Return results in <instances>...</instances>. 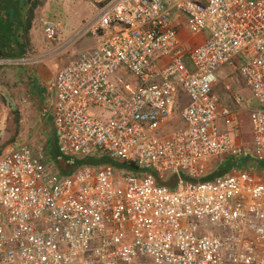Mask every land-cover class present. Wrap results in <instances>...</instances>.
Instances as JSON below:
<instances>
[{"label": "built area", "instance_id": "2783aa9c", "mask_svg": "<svg viewBox=\"0 0 264 264\" xmlns=\"http://www.w3.org/2000/svg\"><path fill=\"white\" fill-rule=\"evenodd\" d=\"M183 21L205 35L191 49L178 38ZM43 33L54 41L58 25L44 20ZM85 35L96 46L55 74L58 152L96 151L142 172L102 163L63 175L43 146L5 150L0 264H264V178L202 179L214 158L245 151L220 128L232 115L214 92L225 65L258 103L250 127L264 160V0H105L72 41ZM122 68L139 80L129 91L112 79ZM176 114L183 125L166 130Z\"/></svg>", "mask_w": 264, "mask_h": 264}, {"label": "rangeland", "instance_id": "374dc122", "mask_svg": "<svg viewBox=\"0 0 264 264\" xmlns=\"http://www.w3.org/2000/svg\"><path fill=\"white\" fill-rule=\"evenodd\" d=\"M47 2H42L47 4V6L43 7V13L47 14V17L50 19H54L58 24V36L54 41H49L43 35L42 29L38 32L37 42H36V50H33L30 54L31 60L35 63L33 64V70L44 69L43 73L38 74L37 79L43 80L46 77H53V74L59 70L67 61L77 57L80 52L78 48V44L81 43L84 39L94 38L92 35H85L77 41H72V36L76 32V30L86 22L85 19L89 20L91 13V6L88 0H46ZM46 7V10H45ZM42 13V14H43ZM94 13V12H93ZM41 14V15H42ZM85 20V21H84ZM203 35L200 36V38ZM92 48V47H91ZM90 49V48H87ZM86 50V49H84ZM21 62V61H18ZM27 61H23L25 64ZM65 62V63H64ZM64 63V64H63ZM125 78V83L120 84L119 79L121 78V73ZM116 73L113 76V81L116 86H118L121 90L124 89V86L128 84V80L135 81V76H133L130 72L126 71L122 68V71ZM219 76V83L214 88L215 94L223 100V97H226L231 103L234 100V96L239 94L242 97L247 95V98H243V103L246 110L242 108L235 109L233 108V114L237 113V118L233 116L232 120L229 119L226 128H233L234 125L239 123L242 125L243 129L241 130V135L247 134V141L250 138L249 134V122L251 116V110H247V107H256L258 103L254 99L250 89L244 83V80L240 76V74L234 72L232 68L228 65L220 68L217 72ZM41 75V76H40ZM36 79V80H37ZM7 82V77L3 76L0 78L1 82ZM132 83V82H129ZM129 85V84H128ZM2 92H0V138L5 142L4 145H8V149L10 147H14L17 144H26L32 149L37 148L38 146H43L48 150V141L47 139L50 136V127L47 125L50 118V102L52 104L51 96L48 95L49 92L45 91L44 96L46 97L45 105H42L43 113L40 114L39 106L34 101L35 98H29V94L26 92L22 93L17 89L12 88V92H6L4 85H0ZM46 90V89H45ZM17 91V92H16ZM244 91V93L242 92ZM239 92V93H238ZM53 96V93H52ZM54 97V96H53ZM52 97V98H53ZM5 98V99H3ZM5 101V103L3 101ZM38 102V101H37ZM40 102V101H39ZM41 104V103H39ZM53 105V104H52ZM39 114L42 117V120L45 121L46 126H41L39 124ZM182 126V122L179 121L177 116H174L171 123L168 124L166 130H170L175 127ZM38 129L39 132H38ZM49 134V135H48ZM233 134V132H232ZM234 140L235 134H233ZM1 145V144H0ZM2 146V147H3ZM5 146V147H6ZM5 151V150H4ZM97 155L102 154L94 151ZM95 153L91 154L94 155ZM248 155L253 158L256 157V153L253 148H248L247 152L243 155ZM250 154V155H249ZM104 155V154H103ZM48 157V153H47ZM219 161L212 162V168L217 166ZM49 167L54 168L52 162L48 160ZM208 167H206L205 171H208ZM247 171H251L252 173L258 174L264 178V169L261 168H251V166H247ZM54 171L58 172L57 169ZM118 173L119 170H116ZM59 173V172H58Z\"/></svg>", "mask_w": 264, "mask_h": 264}, {"label": "crops", "instance_id": "0c3cea01", "mask_svg": "<svg viewBox=\"0 0 264 264\" xmlns=\"http://www.w3.org/2000/svg\"><path fill=\"white\" fill-rule=\"evenodd\" d=\"M88 1L90 2V6H91V13H90L91 15L89 17V19H90L91 16L93 15V12H94V6L102 5L105 0H88ZM42 2H47V1L46 0H42ZM44 6H47V4L45 5V3L44 4L41 3L35 9V18H34V20L32 22V27H31V29L29 31V38H30V43H31V52L33 50H36V48H37L36 47L37 46L36 45L37 36H38V32L41 29L43 31V21L44 20H52V21H54L57 24V22L54 19L48 18L47 14L43 13V10H44L43 7ZM45 10H46V7H45ZM87 19H85V20L88 21ZM43 35H44V33H43ZM178 38H179V40H180V42L182 44H184L186 47H189L191 49L196 44L202 42L205 39V35H203L201 38H200V36L199 37L191 36L190 33L187 30L186 22L184 23V21H183L181 26L179 27ZM97 42H98V39L95 38V37L94 38L92 37V38L84 39L81 43L78 44V48L77 49H80V51H82L84 49L94 47V46H96ZM30 54L25 56V57H22L21 59H3V58H0L2 60V62H0V78H3V76H5L8 79L7 82L3 81V82L0 83V85L2 86V83H3L4 88L6 89V92H12L13 91L12 88L13 89H17L19 91L21 89L20 92H22V93L26 92L27 94H29L28 99L29 98H31V99L35 98L34 101L37 103L36 107L39 106V111H40V114H41V113H43V110H44L41 107H42L43 104L45 105V101H46V97L44 96V92L45 91L49 92L48 95L51 96V98H48V99H50V100L52 99V104H53V100H54L53 96L55 95V74L56 73L53 74V77H46L44 79V82L41 79L38 80L37 79V72H38V74H41V73H43L44 69H40L38 71L37 70H33V68H34L33 64L35 62L31 60ZM18 61H21V62H18ZM23 61H27V62L25 64H23L22 63ZM219 76L220 75H218V77ZM121 79H123V80H120L119 83L120 84H124L125 83V78L122 75V73H121ZM129 82H132V83H129ZM138 83H139V80L136 77H135V81H131V80L129 81L128 80L129 87H128L127 91H129L131 88L133 89V87L138 85ZM0 92H2L1 88H0ZM242 92L244 93V91H242ZM52 93H53V96H52ZM236 96H239L241 98V105H236L234 103V100L231 101V103H229V101H228V99L226 97H223V100H221L219 98L221 104L226 105L227 107H229L231 109L232 115H231L230 120H232L233 116L238 119V117L236 115L237 113L233 114V110L232 109L233 108L239 109V108H242V105L243 106L245 105L243 103V100H244L243 98H245V97H242L241 95L237 94V95L234 96V98ZM245 96L247 98L246 94H245ZM178 97L179 98H178V104H177V107H176L177 108L176 109V111H177L176 113H178V110L180 108H182L185 105V103H186L185 102L186 97L184 96V94H182V92L179 94ZM3 99H5V98H3ZM3 102L5 103V101H3ZM39 103H41V104H39ZM52 104L50 102V106H51L50 107V118H49L50 120L47 123V125L50 127V136L47 139V141H48V146H50V143L53 140H54V142H55V144L57 146V135H56L54 126L52 124V118H51ZM245 106L243 107L244 110H246ZM248 108L251 110V113H253V111L256 110L258 108V106H256V107H247V110H249ZM40 114H39V117H40ZM175 116L178 117L177 114ZM228 121L224 120V121L220 122V128L221 129H227V130H230L231 132H233V134H235V138H236L235 140L233 138L234 144L237 145V146L242 147V149H244L245 151H243L239 156H230V157H221L220 156V157L214 158L212 161H210L208 164H206V167H208L209 170L204 172V174L202 176V179L206 180L207 177H210L211 175L219 172L220 170H222V172H224V171L227 172L226 174H229V173H233V171L235 169H243L244 170V169H246L247 166H251V168L264 169V160H258L257 158H253L251 156H248L247 154L243 155L245 152H247L248 148H253L250 122H249V134H250L249 136H250V138L247 141V134H245V136H244V134L241 135V130L243 129V127L239 123V121L237 122L236 125L233 126L232 129L228 128V127L226 128V126L228 124ZM39 124L41 126H43V127L46 126V123H45L44 120H42V117H40V119H39ZM39 130L40 129H38V132H39ZM0 144H1L0 145V155H1L4 152V150L8 149V147H7L8 145L7 146L6 145L3 146V144H5V142H3V140H1V138H0ZM10 148H12V147H10ZM57 151H58V149H57ZM48 160H49V158H48ZM217 160L219 161L217 163V166L212 168V162L213 161H217ZM229 164H230V167H231L230 169H228L229 168ZM218 176H220V175H218Z\"/></svg>", "mask_w": 264, "mask_h": 264}, {"label": "trees", "instance_id": "16d2710c", "mask_svg": "<svg viewBox=\"0 0 264 264\" xmlns=\"http://www.w3.org/2000/svg\"><path fill=\"white\" fill-rule=\"evenodd\" d=\"M41 4V0H0V58L21 59L31 52L29 31L35 18V9ZM49 161L54 164L57 171L63 175L72 173L83 164L97 165L112 163L119 172L140 175L141 168L135 162H121L110 160L103 154L90 155L88 158L76 159L60 154L57 146L51 141L48 146ZM230 164L229 168L230 169ZM227 169V170H228ZM227 172H219L207 177L206 180L222 176Z\"/></svg>", "mask_w": 264, "mask_h": 264}, {"label": "clouds", "instance_id": "9594fccd", "mask_svg": "<svg viewBox=\"0 0 264 264\" xmlns=\"http://www.w3.org/2000/svg\"><path fill=\"white\" fill-rule=\"evenodd\" d=\"M252 114V113H251ZM250 118H251V116H250ZM55 169H57L56 167H54Z\"/></svg>", "mask_w": 264, "mask_h": 264}]
</instances>
